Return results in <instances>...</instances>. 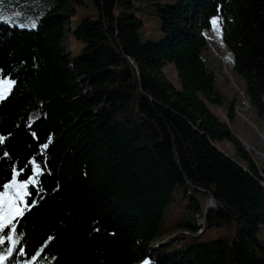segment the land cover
Segmentation results:
<instances>
[{"label":"trees","instance_id":"obj_1","mask_svg":"<svg viewBox=\"0 0 264 264\" xmlns=\"http://www.w3.org/2000/svg\"><path fill=\"white\" fill-rule=\"evenodd\" d=\"M54 1L34 28L0 21V78L14 81L0 100V262L264 264V165L209 108L223 97L203 55L220 16L264 115V0L152 1L160 35L144 41L136 0H93L98 16L70 29L76 56L67 28L89 6ZM42 2L5 10L33 17Z\"/></svg>","mask_w":264,"mask_h":264},{"label":"rangeland","instance_id":"obj_2","mask_svg":"<svg viewBox=\"0 0 264 264\" xmlns=\"http://www.w3.org/2000/svg\"><path fill=\"white\" fill-rule=\"evenodd\" d=\"M19 1L20 0H0L1 22L9 23L11 25H19L21 27L34 28L33 25L36 27L47 11L55 6L54 0H43L42 4H39L40 12L33 17L32 15H26L22 11L20 12V10L17 11L16 8L15 13L5 10L7 7L15 6V3ZM152 1L164 0H136V2L140 4V7H137L135 10L136 14L142 18L144 22V26L139 30L142 41L149 38L156 39L160 35L159 21L154 11L149 9L151 7L150 2ZM85 2L89 7H79L77 9V16L72 18L71 26H68L67 28L70 37L65 40L63 46L65 51L71 50L73 56L80 53L84 44L81 41L76 40L70 29L76 28L83 17L89 16L95 18L98 16L97 10L93 6V0H85ZM20 14L28 17L21 16ZM222 24L223 18L215 16L212 20V28L206 32L207 47L204 50L203 55L206 57L210 68L214 72L216 88L223 97L222 105L209 104V108L228 124L235 137L240 140L245 150L257 164L258 168L262 170V166L264 165V115L258 112L257 107L251 100L249 104L247 82L245 78L234 69V55L224 41ZM161 72L176 88L181 87L179 76L174 64L169 63L163 66ZM13 86V80L0 78V94H2L3 97L10 93ZM231 104L233 108L232 115L230 113ZM37 116L38 112H33L31 114V119H34ZM218 147L222 152L232 158H237L236 148L233 143L229 141H219ZM210 205L215 207V204L212 201ZM172 212L174 213L175 211L173 210ZM178 234L188 233L187 231L179 230L176 231L175 234L168 236L166 240H170L173 236ZM260 236L263 238V233H260ZM185 242V239H178L164 247V250L181 248L185 245ZM0 264H2V262H0Z\"/></svg>","mask_w":264,"mask_h":264},{"label":"snow or ice","instance_id":"obj_3","mask_svg":"<svg viewBox=\"0 0 264 264\" xmlns=\"http://www.w3.org/2000/svg\"><path fill=\"white\" fill-rule=\"evenodd\" d=\"M214 23H215V21H214ZM33 27H35V25H33ZM3 98H4L3 95L0 94V99H3ZM45 147H47V145H45Z\"/></svg>","mask_w":264,"mask_h":264},{"label":"built area","instance_id":"obj_4","mask_svg":"<svg viewBox=\"0 0 264 264\" xmlns=\"http://www.w3.org/2000/svg\"><path fill=\"white\" fill-rule=\"evenodd\" d=\"M17 11H18V8H17ZM21 12V11H20ZM27 15H29V16H31V14H27ZM188 233V232H187Z\"/></svg>","mask_w":264,"mask_h":264},{"label":"bare ground","instance_id":"obj_5","mask_svg":"<svg viewBox=\"0 0 264 264\" xmlns=\"http://www.w3.org/2000/svg\"><path fill=\"white\" fill-rule=\"evenodd\" d=\"M212 202H214V201H212ZM215 204V203H214Z\"/></svg>","mask_w":264,"mask_h":264}]
</instances>
